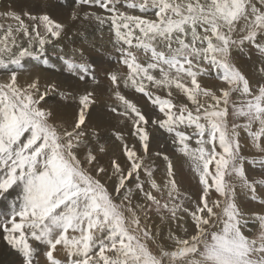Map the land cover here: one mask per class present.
I'll return each mask as SVG.
<instances>
[{
	"label": "snow or ice",
	"instance_id": "1",
	"mask_svg": "<svg viewBox=\"0 0 264 264\" xmlns=\"http://www.w3.org/2000/svg\"><path fill=\"white\" fill-rule=\"evenodd\" d=\"M93 2L111 15L85 12L84 19L110 25L116 50L127 68L124 86L148 97L163 118L149 119L122 95L116 72L109 79L125 111L112 107L111 112L134 114L129 117L132 135L138 137L145 156L149 153V123L174 133L172 143L198 177L201 195L193 200L181 193L173 160L160 152L156 155L166 162V179L157 183L144 156L119 131L113 135L127 163L122 166L118 158H112L108 176L97 155L106 153L105 145L88 147L92 137L99 139L97 130L89 129L87 123L94 93L80 94L71 115L57 119L52 106H41L57 85L50 84L41 93L38 79L25 86L17 79L22 60L42 54L46 44L61 37L66 25L47 11L12 9L0 14L16 22L15 28L0 24V72L7 77L0 81V195L17 185L22 191L18 205L13 203L10 213L0 218L2 239L19 254L20 264H39L33 242L44 246L45 264H264V212L246 213L236 200L238 183L252 200L264 205V199L256 195V185L264 186V179L249 180L246 175L247 158L241 154L238 131L243 129L252 147L264 154V43L260 42L264 40V0H139L127 4L144 15L118 11V0H79V5ZM41 6L46 7V2ZM24 17L32 23L26 24ZM80 18L79 7L74 8L70 20ZM21 34L29 38L27 47L17 43ZM246 45H253L257 53L260 79L255 85L233 58L234 50L243 51ZM13 47L18 51L13 53ZM138 52L145 56L144 62ZM65 62L70 71H89L86 64ZM205 62L217 69L226 87L214 91L202 86L198 77L209 70ZM79 78L84 80L85 75ZM148 85L166 89L168 97L175 87L194 110L155 95ZM233 93L238 95L231 103V115L243 118L242 124L228 122ZM61 96L68 99L71 94L61 92ZM181 125L194 130L196 147L189 143L193 137L179 130ZM81 149L85 150L83 159ZM259 163L264 165V156ZM141 170L151 189L167 197L163 203L145 190ZM102 176L117 178L116 195L101 182ZM133 177L135 188L149 203L133 204L132 189L126 188V181ZM122 189L126 191L121 193ZM152 205L161 222H168L166 236L147 223Z\"/></svg>",
	"mask_w": 264,
	"mask_h": 264
},
{
	"label": "rangeland",
	"instance_id": "2",
	"mask_svg": "<svg viewBox=\"0 0 264 264\" xmlns=\"http://www.w3.org/2000/svg\"><path fill=\"white\" fill-rule=\"evenodd\" d=\"M45 2L46 7L43 8L44 11H47V9L53 10L55 9V6H59L60 8L62 7L61 9H64L66 11H72L74 8L79 7L83 8L84 10H91L93 13H96L97 15L103 17L111 15V13H109L106 9L100 8L99 5L95 2L91 4L79 5V0H31V3H33L35 6H40ZM132 2H139V0H118L115 6L117 7L118 11L126 12L130 15H138V13L139 15H143V13L141 14V12L139 11V9H131L127 7V4ZM42 11L43 10H35V13H40ZM82 12L83 11L80 10V14H82ZM2 13L5 12H2V10L0 9V14ZM150 16H153V13ZM80 17L81 18L78 20V22H76L72 26L65 27V30L59 39L53 38V42L51 44H46L49 46H53L54 50L49 49L47 51H43L42 54H38L36 57H25L22 60V67L18 72L21 73V71H24L26 73H31L42 71L39 73V75L42 74L43 71L44 73L53 72L56 76H58V79L60 78V82L64 84L60 88L57 87L55 91L49 90L47 96L51 97L52 100L56 101L57 104L61 105L62 108L68 109L69 112H73L78 106V98L81 94L79 90H84V92L92 91L93 93H96L97 95H94L95 103L91 104L89 109H91L92 112L98 110L101 119L104 121L113 120L114 122H119L123 128V136L125 142L128 143L129 146L135 145L137 152H143L138 137L132 135L134 131L133 120L129 117L134 116V114L129 111V116H121L111 112L112 107H116L119 112L125 111V107L119 100L116 99L114 92L117 89L116 86L111 83L109 75L112 72H116L118 74V77L120 78L118 90L127 99L135 103L138 108L141 106L142 108L139 109L146 117H148L149 119L155 116L163 118V114L159 113L158 107L153 105L148 99V97L144 96L142 93L137 92L135 88L131 86H124L123 78L127 75V68L121 62V55L116 50L118 46L114 43L115 37L114 33L110 31V25L106 23L101 26L94 19L86 20L84 19L83 15H81ZM152 18H154V16ZM24 19L27 20L25 21L26 24L32 23L27 19V17H24ZM7 21H10V19L0 16V24L4 25L5 28L9 24L13 25V28L16 27V22L14 20H11L10 22ZM2 35L3 33L0 32V36ZM65 41H69V43H65ZM260 42L264 43V40ZM23 46L27 47V43L23 44ZM77 48L81 50V54L74 53ZM16 50L18 51V49ZM137 55L141 62L145 61V56L142 52H138ZM233 58L235 63L246 73V75H248L253 85H255V82L260 79V76L256 71L259 65L256 63L257 53L254 51V46L246 45L243 51L234 50ZM28 60L32 61L33 67H30L28 65ZM66 60H72L77 64L83 63L88 65V73H81L78 69L70 71L65 62ZM203 66L208 68L209 70L205 75L198 77V80L202 84V86L212 88L214 91H218V89L221 87H226V85H224L223 82L218 78L217 69L207 65V62H205ZM80 75H85V79L80 80ZM93 77L95 78V80L93 79ZM71 87L77 89L71 90ZM95 88H97L96 91L92 90ZM148 90L153 92L155 95H160L162 98H167L163 96L162 91L160 89H156L151 85H148ZM175 90L176 95L171 98L173 102L176 104H186L190 109L194 110L195 106L187 100V97L183 93L175 89V87H173L171 91ZM61 92L65 94H71L70 98L65 99L63 96H61ZM237 95L238 94L233 93L232 97L230 98L228 117V122L230 125L232 123L242 124L244 122L243 118L237 119L231 115V103L233 100L237 99ZM71 97H75V99ZM255 127L257 126H254V129ZM146 128L149 132L150 138L149 153L146 156L144 154V160L158 164L157 157L163 158V156H157L156 153L160 152L163 154H167L173 160L176 170V178L180 182L179 186L181 193L187 194L188 196L192 197L193 200H199L202 191V186L198 182V177L192 171L187 158L176 151V146L172 143L175 134L168 133L164 129H161L158 126H154L151 123H149ZM179 130L186 132V134L188 135H191L193 138L191 141H189V143L192 147H196V137L194 134V130L192 128H186L183 125L180 126ZM238 131H240L241 154L247 158L244 161L246 175L248 176L249 180L264 179V165L259 163L260 158L264 156V154L258 152L256 149H253L251 138L248 137L247 133L243 129H238ZM111 133L112 132H107L103 128L102 131L98 133L99 139L97 140L96 137H92L91 142L88 144V147L91 148H95L98 143L105 145L107 150L106 153H97L98 157H101L102 160L111 161V159L116 155V153L114 154V150H110V147L114 146L112 145V141H114L112 140L114 138V135L113 133ZM84 151V149H81V159H83ZM110 151L112 152L110 153ZM118 158L120 160L124 159L123 164L127 163V158L125 156ZM125 164L123 166H125ZM111 173L112 172H110L108 176H111ZM141 173L140 178L143 179V175L145 173L143 172V170H141ZM93 174H95L94 171ZM101 182L105 184L104 181ZM126 188L132 189V196L130 197V199L132 200L134 205L149 203L144 200L143 195L139 193V191L135 188V177H133L129 181H126ZM107 189L110 193L116 195L113 191L114 186H112L111 188L107 187ZM145 190H150L153 192L154 195H157L158 198H161L159 193H156L154 189H151L150 184L149 186L145 187ZM21 191L18 192V196L16 194L12 200H6L4 202L1 201L4 195H0V203H16L15 199L17 197L20 198ZM124 191H126V189H122L121 193H123ZM211 195L213 196V198L217 196L214 189L211 190ZM256 195L259 197V199H264V186L259 184L256 185ZM181 198H183V195ZM119 199L120 197L117 196V202H119ZM165 199H167L166 196L161 198V202L163 203ZM236 200L238 205H240L242 210L246 213L264 212V205H261L258 201L252 200L249 191L247 189H241L238 183ZM185 203L188 204L189 202L186 200ZM16 204L18 205V203ZM7 208L11 207L7 206ZM10 211L11 210L0 214V218L6 217L10 213ZM140 215L143 219L144 214L140 213ZM148 216L150 217V219L148 220L149 224L153 223L154 225H156L162 223L160 217L154 219V217L158 216L155 211L154 205L151 206V211L148 213ZM186 219L188 226H190V218ZM164 223L168 224L167 221H165ZM173 226L174 225H172V228ZM173 230L177 231L176 228H173ZM164 242L168 243V241ZM33 243H35L34 246H37L38 248L37 259L39 261V264H45V257L43 255L45 251L44 246L42 244L36 245V242ZM7 253L12 254V257L9 261L5 263L20 264L21 257L18 253L15 252V250H13L9 245H7L6 241L2 239V232H0V260L6 261L5 255ZM60 255L62 257L63 253H60Z\"/></svg>",
	"mask_w": 264,
	"mask_h": 264
},
{
	"label": "bare ground",
	"instance_id": "3",
	"mask_svg": "<svg viewBox=\"0 0 264 264\" xmlns=\"http://www.w3.org/2000/svg\"><path fill=\"white\" fill-rule=\"evenodd\" d=\"M43 8L44 7H42L41 5L40 6H35L33 3H31V0H0V9L2 10V12H7V11L12 10V9H15L16 11H21L22 9H24V10H31V11H33L35 13V10H43L44 11ZM61 8L59 6H55V9H53V10L47 9V12L54 19L64 23L66 25V27L72 26L73 24L78 22V20H76V21L70 20L71 11H66V10L61 9ZM79 9L81 11H83L82 14H80V16L81 15L84 16L85 12L93 13L91 10H84L83 8H79ZM116 9H117V7H116ZM151 14H152V12L147 13V15L150 18L153 17V16H150ZM138 15H139V13H138ZM24 20L27 21L26 19H24ZM10 21H11V19H10ZM10 21H7V22H10ZM28 39L29 38H27V37H23L22 34L21 35H17V43L18 44H21V45L26 44ZM65 43H69V41H65ZM14 48L15 47H13V53L17 52V50H16L17 48H15V49ZM49 49H53L54 50V47L53 46H49V45H45L44 51H47ZM33 50L38 51V48H34ZM80 52H81V50L79 48H77L74 53L75 54H81ZM4 58L7 59V56H5ZM28 65L30 67H33L31 60H28ZM47 66H48V64H47ZM17 71H20V69L17 70ZM40 72H42V71H40ZM40 72H31V73H26L24 71H21V73L18 72L17 79H18L19 84L21 86H25V85H27L29 83H32L34 80L38 79L41 93H43L45 91V89L48 87V85H50L52 83L56 84L57 87H59V88L61 86H63L64 83H61L60 82V78L58 79V76H56L53 72L44 73V71H43V73L39 75ZM6 78H7L6 74L0 72V81L6 80ZM70 89L71 90H76L77 88L75 89V88L71 87ZM96 89L97 88L92 89V90L96 91ZM160 90L162 91L163 96L167 97V98H172L174 95H176V90L172 91V97H168L167 96V90L166 89H160ZM79 91H80L81 94L84 92V90H79ZM94 95H97V94L94 93ZM41 106H43V107L52 106L54 111L56 112V118L57 119L63 118V117H69L71 115L70 113H72V112H69L68 109L62 108L61 105H58L56 101H53L52 98L48 97V96H46L45 100L41 102ZM139 108L141 109L142 107L140 106ZM119 109H120V107H119ZM87 123H88L89 129L95 128L98 133L100 131H102V129L104 128V130H106L107 132H112L113 133L115 131H119L123 135V128H122L121 124L119 122H114L113 120L112 121H104V120H102L101 116L98 113V110H95L94 112H92L91 109H89V119H88ZM112 140H114L115 142L112 141V145H114V146L110 147V150H114V154L116 153V155L118 157H123L124 155H123V153L121 151V148H120V141L115 140V137ZM111 152L112 151H110V153ZM138 154L141 155V156H144V153L142 151L138 152ZM116 155L113 158H118ZM98 159H99L100 164L102 166H104L105 168H107L108 169V174H110V172H112V169H111V166H110V161L102 160L101 157H98ZM119 161L121 162L122 166L125 164V163L123 164L124 159H122V160L119 159ZM157 161H158V164L154 163V162H150V161L144 160V164H145V166H149V167H151L153 169V177H154V179L157 181V183L162 184L163 181L166 179V171H165L166 170V162L163 160V158H158V157H157ZM85 167H88V166L85 165ZM94 167H95V165L93 166V169H94ZM0 178H2V173H0ZM140 179L142 181H145V185H144L145 187L149 186V184L147 183V177H146L145 174L143 175V179L142 178H140ZM101 181H104L106 186L111 188L112 186L115 187V184L117 183V178L113 176L111 179L107 180V177L102 176L101 177ZM177 181H178V184H180L178 179H177ZM20 191H21V189H20V187L18 185L17 186H13V188L10 189L8 193L4 194V197H3V199L1 201L4 202L6 200H12L13 197ZM17 196H18V194H17ZM15 201H16V203H19V198L17 197L15 199ZM12 204L13 203H9V202L8 203H4V204L0 203V214L11 210V208H7V206L11 207ZM157 218H159V215L157 217H154V219H157ZM151 219H153V218H151ZM147 223H149V221H147ZM149 225L153 227V231H155V229L158 227V228L161 229V231H162L164 236L167 235L168 227H169L168 224L162 222V223H159V224H156V225H154L153 223H151ZM165 226H166V228H165ZM173 228L175 229L176 226L174 225ZM173 228H172V230H173ZM36 245H38V244L36 243ZM11 257H12V254L7 253L5 255L6 261L0 260V264H10V263H5V262L9 261L11 259ZM11 264H13V263H11Z\"/></svg>",
	"mask_w": 264,
	"mask_h": 264
}]
</instances>
